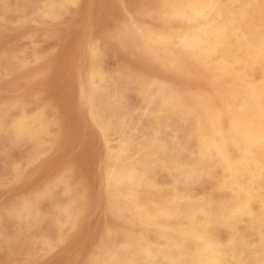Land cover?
I'll return each mask as SVG.
<instances>
[{"label": "rangeland", "instance_id": "rangeland-1", "mask_svg": "<svg viewBox=\"0 0 264 264\" xmlns=\"http://www.w3.org/2000/svg\"><path fill=\"white\" fill-rule=\"evenodd\" d=\"M173 1L174 2H172V0H114V1L113 0H108V1L107 0H91V1L90 0H6V1L0 0V13H1L0 16H2L0 17V22H1L0 23V36H1L0 37V44H1L0 45V60H1L0 63L2 62L0 64V72L4 70V72L0 73V118L2 117V119H0V124H1L0 125V131H1L0 135L2 134L0 136V165H1L0 166V185L2 186L0 187V198H1L0 200V209H1L0 210V259H1L0 262L2 264H69V263L70 264H106V263L107 264H119V263L120 264H143L141 257H140L141 254L137 252L141 248V246L151 249L153 247L166 245L168 241L170 240V238L172 237V234H169V233L174 232L176 224H174L175 222L173 220L177 219V218L172 217L174 214L172 211L175 210L174 209L175 199L178 204L177 205L178 209L181 210V212L185 215L187 214L190 216L197 217L199 216L198 209L199 208L204 209L206 206V209H204L207 212V217H206V222H205L206 224L204 223V227L206 229L204 231L207 233V235L205 234L206 235L205 239H208V241L213 240L220 244H225L228 242L230 244L231 243L230 241H232L233 243H231L229 247H232L234 251L231 254L232 259H233V264H254V263L257 264V261H259L261 257L263 256L264 236L260 239L258 238L257 234L258 232H260L259 230L262 229L261 225H264V223L262 222L258 224V223L248 222L246 221L248 219H245V218L238 219V221L234 222L232 215L234 213V209L236 208V205L238 204L239 200L243 199L244 197L248 195L251 198V201L253 203L251 205L254 210V215L258 217L259 220H264V216H263L264 215V172H263L264 171V156H263L264 155V151H263L264 145H254L251 147H247L245 143H241L243 140V135H244L243 132L245 131V129L249 125H253V123L259 119L260 116H258L257 113H262L264 111V107H263L264 99H262L264 97V94H263L264 93V82H263L264 81L263 79L264 78V74H263L264 65H260V64H264V0H183V1L173 0ZM143 4L146 8L143 6ZM129 6L131 8H129ZM59 7L61 10L59 9ZM103 7L106 10H104ZM179 7H180V10H178ZM124 12H126V14H124ZM124 15L127 17H125ZM48 16H49L48 21H46ZM61 16L63 17L65 16L64 19ZM113 16H115L116 19ZM123 17L127 21H125ZM161 17L162 18L165 17L163 19L166 20V22L168 21L167 24ZM104 18L106 19V21ZM156 18L157 20H155ZM172 18L173 19L175 18V19L173 20ZM180 20L181 21L183 20V21L180 22ZM6 21H8L11 24V26H9L10 24ZM19 21L20 22L22 21L21 24L19 23ZM16 22L18 26L16 25ZM62 22L66 24L63 25ZM179 22L181 25L179 24ZM27 24L29 27H27ZM118 24H120L121 26ZM176 24H179V25H176ZM238 24L239 26H237ZM243 24H245L246 26ZM118 26L119 28H117ZM131 26L134 27V29L135 28L136 29L135 30L132 29ZM171 26L172 28H169ZM78 27L80 30H78ZM241 27H243V29ZM39 28H40L39 30L40 32L38 31ZM66 28H70V29H66ZM88 28L90 29V31L88 30ZM230 28L232 32L230 31ZM94 29L96 30L94 31ZM175 30L176 32H174ZM211 30H213V32ZM25 31L27 32L25 33ZM80 31L81 32L83 31V32L81 33ZM241 32H243V35ZM34 33L35 35H33ZM159 33L160 34L163 33L161 37ZM222 33L224 36H222ZM67 34H69L68 38H67ZM128 34L131 36H129ZM220 36L221 38H219ZM34 38L37 40H35ZM12 39L15 41H13ZM50 39L53 41H51ZM75 40L77 41L75 42ZM106 42L110 43L111 45ZM212 42L214 43L212 44ZM155 44L157 47L155 46ZM225 44L226 45L228 44L227 49H230V50L225 49L226 48ZM76 45H77V49H76ZM162 45H165V46L162 47ZM56 47L62 50H58ZM156 48L157 50H159L158 52ZM166 48H168V50ZM153 49H154V52H153ZM193 49L195 51H193ZM145 50L147 53L145 52ZM190 51H192V53ZM139 52L141 54H139ZM26 54L29 56H27ZM121 54L123 58L121 57ZM207 54H209L210 57H208L207 62H205L207 59L206 56H208ZM236 54L239 58H237ZM250 54H252V56ZM22 55H25V56H22ZM202 55L205 58L204 62L201 61L203 60ZM54 57H57L58 59ZM143 58L146 59V62H145V59ZM167 58H170V59H167ZM69 59H71V61ZM232 59L233 60L235 59V60L233 61ZM68 60H69V63H68ZM73 60L75 62H73ZM197 61H198V65L195 64ZM54 62L59 63V64H56ZM133 63L134 64L137 63V64L133 65ZM226 63H229V66H227L228 64ZM74 64L75 66H73ZM74 67H76L77 71H75ZM143 67L144 69L148 68L147 69L148 71L144 70ZM151 67L154 70V72L151 69ZM176 67L177 68L179 67V68L177 69ZM255 68L256 70H254ZM67 72L69 74H67ZM90 72H94V73L102 72L104 73L105 77L103 76L102 79H98L94 87H88L89 85L85 83L87 82V80L85 79L89 76ZM148 72L149 74H147ZM81 73L84 75L82 76ZM169 75L172 76L170 77V79H169ZM179 75L181 76L179 77ZM192 75L193 77H191ZM241 76H242V79H241ZM83 77H84V80H83ZM166 82H169V83L167 84ZM232 82H235V83L232 84ZM236 83L240 86L236 85ZM169 84L170 85L173 84V85L170 86ZM247 84L248 86L251 84L250 88L248 89H247L248 87ZM182 86H185V87L182 89ZM209 86H211V89H209L210 88ZM171 87L173 88V90ZM100 90L101 91L103 90V91L101 92ZM74 91H78V92H74ZM156 94L158 97L156 96ZM69 95L70 96L72 95L73 97L72 96L70 97ZM115 95L116 96L118 95L117 98L121 96V100L117 102V105L111 106L110 104L116 101ZM234 95H236L237 97ZM249 96L250 98L252 96H255V97H252L250 99ZM223 97L225 99H223ZM256 100L257 101L260 100V102H257ZM251 102L252 104H250ZM89 103H91L93 110L95 107H97L96 115H99V117L97 116L99 126L93 124L90 120V117H88L90 113ZM233 103H235L236 106ZM28 104L29 106H27ZM249 104L251 106H248ZM20 105L23 106V109H22V106L20 107ZM93 105L95 107H93ZM226 105H228V107ZM238 105L241 108H238ZM15 107L16 108L19 107V108L16 109ZM202 108H204V111ZM222 108L224 109L223 111H222ZM2 109L4 110V112L2 111ZM14 109H16L15 112H14ZM62 111L64 112L66 111L65 114ZM84 111L86 113H84ZM53 114L55 115L53 116ZM251 114L253 116H251ZM236 115L237 116L239 115L238 116L239 119L237 118ZM111 116L113 117V125H112L111 130L115 132V135L113 136L110 133H105L103 131V126L105 125L107 118ZM254 116H255V119H254ZM262 120L264 122V112L262 114ZM71 122L73 124H71ZM213 124H215V126ZM234 125H236V127H234ZM238 127L241 128V130ZM213 132H214V135H213ZM226 133L229 135H227ZM12 136H14L16 139ZM106 137L108 138L106 139ZM117 137L118 138L120 137V139H118ZM152 137H155V138L157 137V139L161 140L164 144L163 146L167 145L164 147L165 149L157 150L156 146L154 145L155 143L151 141ZM36 139L39 142H37ZM237 141L240 144H238ZM47 142H48V148H47ZM229 142L231 144H229ZM44 143L46 145H44ZM50 147L53 149H51ZM146 147L148 149H146ZM214 147L217 148V150ZM24 148L26 151L24 150ZM13 149H16V150H13ZM19 149L22 151H20ZM28 149L30 150L27 152ZM75 153L77 154L75 155ZM146 153L148 154L146 155ZM125 154L128 156H126ZM27 157L28 158L30 157L29 158L30 160L27 159ZM261 157L263 158L261 159ZM94 160L95 162H93ZM97 160H99L98 164H97ZM192 161L194 162V164ZM65 164H66V167H65ZM235 164H238V168L240 171L245 170L246 168L252 167L251 166L252 164H256V165L259 164L262 168L256 173H254L255 177L253 180L249 179V177L247 178L244 175L242 176L239 175L237 176L235 180L236 183H235L228 174L229 173L228 168L230 166H234ZM96 165H98L99 168ZM131 165L137 166L139 169L138 172L140 173V174L138 173V176L140 178H138L139 189L137 190V193H138L137 198H136L137 200L132 201V202H131V199H129L130 200L129 201L126 198H124L125 199L124 200L123 198L120 197L119 191L113 182L115 173H117L118 171L124 170L130 167ZM177 165L181 166L185 170L186 175H187V178H186L187 180L185 179L181 183L180 182L176 183L175 181L176 173L173 171V168ZM101 168H102V172H101ZM4 170H6L7 172ZM23 174H24L23 177H26V175L28 174L26 178L28 177L30 178L28 179L22 178ZM22 179H25V180H22ZM215 179L216 180L218 179V180L216 181ZM26 180L27 181L29 180V182H27ZM109 180H112V181H109ZM59 181H61L60 182L61 184L59 183ZM223 181L225 183H223ZM229 181L235 184L233 185V183L231 184ZM148 182L153 183L154 188L152 186L148 187L146 185V183ZM7 183H9V185H7ZM13 184H15V186H13ZM221 184H222V187H224V189L220 186ZM77 186H81V187L79 188ZM67 187L69 188L67 189ZM72 187L73 188L75 187V188L72 189ZM204 187L206 188L203 189ZM77 191H79V193ZM95 191L97 192L95 193ZM247 191L249 192V194H247ZM139 192H141L142 194ZM45 193L46 194L48 193V195H46ZM109 194H111V196ZM186 194L187 195L189 194L190 196L189 195L187 196ZM139 195L140 197H138ZM106 196H108L110 199ZM215 196L218 198L216 199ZM43 198H45L47 201ZM76 198H79V200ZM208 199L210 201H208ZM154 200H156L157 202ZM109 203L111 204V206H109L110 205ZM168 203L170 204V206H168ZM62 204L66 206L63 207L64 205L62 206ZM56 205L58 208L56 207ZM122 205L124 206V208ZM137 205L143 207L144 210L142 212L134 211L135 210L134 206H137ZM11 207H13L12 210H11ZM162 208L164 211H162ZM55 209H56V212H53L55 211ZM123 209L124 210L126 209L125 210L126 212ZM130 209L133 211H130ZM20 212L21 213L23 212L24 214L23 213L21 214ZM5 213H6L7 218L4 217ZM53 213H55V215ZM16 214L18 215V217L16 216ZM100 214L102 216H100ZM14 216L16 219L14 218ZM122 216H124L125 218ZM22 221L25 223H23ZM19 222L22 224H20ZM17 223H19L20 226ZM12 224L14 225V227ZM111 224L113 225L110 226ZM126 227L130 230H128ZM155 228H157V231ZM14 229H15V232L13 231ZM218 229L220 231V235H219ZM134 231L136 232L135 233L136 235L133 234ZM11 233H13V235ZM127 234H130V235H127ZM159 234H161V236ZM56 235L58 236L57 237L58 241H56L57 239H55L56 237H54ZM106 235H108L111 239L107 237ZM119 235H120V239H119ZM134 236H135V239L137 238L136 240H138V238L139 240L136 241L133 238ZM107 238L109 241L107 240ZM63 243L65 244L64 248H63ZM111 244H114L115 246ZM49 247L50 249H48ZM185 247H186L185 248L186 252L184 251V252L178 253L179 255L174 253V251L172 252L171 250H165V255L163 256L159 264H195L191 260L190 255H189L190 248L193 247V242H186ZM104 248H107V249H104ZM65 249L67 252L65 251ZM68 249L70 250L68 251ZM99 249L102 250V252H100ZM111 249L112 250L115 249V250L112 251ZM108 250H110L111 253H109L110 251ZM101 253L103 254V256ZM109 255L113 256L114 261L111 260L112 257H110ZM80 256H81V259H80ZM101 257L102 258L104 257L103 260Z\"/></svg>", "mask_w": 264, "mask_h": 264}, {"label": "bare ground", "instance_id": "bare-ground-1", "mask_svg": "<svg viewBox=\"0 0 264 264\" xmlns=\"http://www.w3.org/2000/svg\"><path fill=\"white\" fill-rule=\"evenodd\" d=\"M6 1V0H5ZM91 1V0H90ZM108 1V0H107ZM114 1V0H113ZM183 1V0H182ZM12 2V1H11ZM89 2V1H88ZM117 2V1H116ZM135 2V1H134ZM172 2H174L173 0H172ZM177 2V1H176ZM175 2V3H176ZM29 3V2H28ZM9 4V3H8ZM185 4V3H184ZM195 4V3H194ZM257 4H258V2H257ZM14 5H16V4H14ZM28 5V4H27ZM41 5H42V3H41ZM109 5V4H108ZM122 5V4H121ZM52 6V5H51ZM113 6V5H112ZM143 6H144V4H143ZM142 6V7H143ZM156 6H158V5H156ZM178 6V5H177ZM199 6V5H198ZM236 6V5H235ZM234 6V7H235ZM61 7V6H60ZM60 7H59V9H60ZM90 7V6H89ZM127 7H128V5H127ZM145 7V6H144ZM189 7V6H188ZM191 7V6H190ZM14 8V7H13ZM24 8V7H23ZM37 8V7H36ZM108 8V7H107ZM122 8H123V6H122ZM126 8V7H125ZM129 8H131L130 6H129ZM146 8V7H145ZM34 9V8H33ZM72 9V8H71ZM90 9V8H89ZM99 9H100V7H99ZM102 9V8H101ZM103 9H104V7H103ZM102 9V10H103ZM154 9V8H153ZM256 9V8H255ZM7 10V9H6ZM17 10V9H16ZM25 10V9H24ZM24 10H23V12H24ZM61 10V9H60ZM104 10H106V9H104ZM123 10V9H122ZM156 10V9H155ZM162 10V9H161ZM178 10H180V7H179V9ZM239 10V9H238ZM76 11V10H75ZM75 11H73V12H75ZM81 11V10H80ZM108 11V10H107ZM143 11V10H142ZM245 11V10H244ZM20 12V11H19ZM22 12V13H23ZM169 12V11H168ZM179 12H181V11H179ZM184 12V11H183ZM240 12V11H239ZM16 13H17V11H16ZM21 13V14H22ZM37 13V12H36ZM39 13V12H38ZM61 13V12H60ZM83 13H85V12H83ZM130 13V12H129ZM139 13H141V12H139ZM172 13V12H171ZM189 13V12H188ZM1 14V13H0ZM15 14V13H14ZM14 14H12V15H14ZM30 14V13H29ZM33 14V13H32ZM63 14V13H62ZM88 14V13H87ZM96 14V13H95ZM100 14V13H99ZM123 14V13H122ZM124 14H126V12H124ZM241 14V13H240ZM16 15V14H15ZM59 15V14H58ZM75 15V14H74ZM77 15V14H76ZM85 15V14H84ZM105 15V14H104ZM108 15V14H107ZM118 15V14H117ZM23 16V15H22ZM125 16V15H124ZM178 16V15H177ZM230 16V15H229ZM0 17H2V16H0ZM12 17H14V16H12ZM36 17V16H35ZM43 17H45V16H43ZM61 17H63V16H61ZM65 17V16H64ZM64 17H63V19H64ZM70 17V16H69ZM77 17V16H76ZM101 17V16H100ZM115 19H116V17L115 16H113ZM122 17V16H121ZM125 17H127V16H125ZM222 17V16H221ZM240 17V16H239ZM48 18H49V16L47 17V20L46 21H48ZM56 18V17H55ZM71 18V17H70ZM83 18V17H82ZM108 18V17H107ZM111 18V17H110ZM114 18H112V19H114ZM124 18V17H123ZM162 18V17H161ZM163 18H165V17H163ZM162 18V19H163ZM201 18V17H200ZM199 18V19H200ZM18 19V18H17ZM33 19V18H32ZM44 19V18H43ZM42 19V20H43ZM68 19V18H67ZM105 19V18H104ZM118 19V18H117ZM167 19V18H166ZM173 19V18H172ZM171 19V20H172ZM175 19V18H174ZM173 19V20H174ZM179 19H181V18H179ZM12 20V19H11ZM31 20V19H30ZM52 20H54V19H52ZM51 20V21H52ZM99 20V19H98ZM119 20V19H118ZM124 20H125V18H124ZM129 20V19H128ZM139 20V19H138ZM145 20V19H144ZM155 20H157V18L155 19ZM164 20V19H163ZM229 20H230V18H229ZM9 21V20H8ZM8 21H6V22H8ZM44 21V20H43ZM83 21H84V19H83ZM103 21V20H102ZM101 21V22H102ZM105 21H106V19H105ZM125 21H127V20H125ZM124 21V22H125ZM165 22H166V20H164ZM176 21H177V19H176ZM175 21V22H176ZM183 21V20H182ZM181 20H180V22H182ZM220 21V20H219ZM245 21V20H244ZM10 22V21H9ZM8 22V23H9ZM22 22V21H21ZM21 22L19 21V23L21 24ZM27 22V21H26ZM33 22V21H32ZM45 22V21H44ZM54 22V21H53ZM57 22V21H56ZM55 22V23H56ZM67 22V21H66ZM75 22V21H74ZM82 22V21H81ZM130 22V21H129ZM168 22V21H167ZM167 22H166V24H167ZM174 22V21H173ZM180 22H179V24H180ZM231 22V21H230ZM1 23V22H0ZM36 23H38V22H36ZM61 23V22H60ZM63 23V25H65L66 23H64V22H62ZM94 23H95V21H94ZM115 23V22H114ZM142 23V22H141ZM157 23V22H156ZM163 23V22H162ZM177 23V22H176ZM183 23H185V22H183ZM182 23V24H183ZM189 23V22H188ZM192 23V22H191ZM220 23V22H219ZM238 23V22H237ZM236 23V24H237ZM243 23V22H242ZM10 24V23H9ZM42 24H44V23H42ZM47 24V23H46ZM87 24V23H86ZM103 24V23H102ZM117 24V23H116ZM122 24V23H121ZM164 24V23H163ZM179 24H176V25H179ZM217 24V23H216ZM4 25V24H3ZM6 25V24H5ZM13 25V24H12ZM15 25V24H14ZM16 25H17V22H16ZM23 25H24V23H23ZM71 25H72V23H71ZM91 25V24H90ZM94 25V24H93ZM109 25V24H108ZM118 25H120V24H118ZM129 25V24H128ZM155 25V24H154ZM158 25V24H157ZM181 25V24H180ZM243 25H245V24H243ZM242 25V26H243ZM9 26H11V24L9 25ZM18 26V25H17ZM17 26H15V27H17ZM21 26V25H20ZM34 26V25H33ZM37 26V25H36ZM36 26H35V28H36ZM44 26V25H43ZM51 26V25H50ZM57 26V25H56ZM86 26V25H85ZM99 26V25H98ZM117 26V25H116ZM121 26V25H120ZM169 26V25H168ZM186 26H188V25H186ZM234 26V25H233ZM237 26H239V24L237 25ZM246 26V25H245ZM7 27V26H6ZM27 27H29L28 26V24H27ZM26 27V28H27ZM31 27V26H30ZM45 27V26H44ZM84 27V26H83ZM87 27V26H86ZM86 27H85V29H86ZM97 27V26H96ZM102 27V26H101ZM104 27V26H103ZM109 27V26H108ZM132 27V26H131ZM130 27V28H131ZM154 27V26H153ZM161 27V26H160ZM163 27V26H162ZM182 27V26H181ZM230 27V26H229ZM231 27H232V25H231ZM3 28V27H2ZM70 28H72V27H70ZM70 28H66V29H70ZM117 28H119V26L117 27ZM155 28V27H154ZM169 28H172V26L171 27H169ZM174 28V27H173ZM178 28V27H177ZM242 29H243V27H241ZM4 29H5V27H4ZM8 29H10V28H8ZM31 29V28H30ZM48 29V28H47ZM90 29H91V27H90ZM90 29L88 28V30L90 31ZM102 29V28H101ZM108 29V28H107ZM121 29V28H120ZM132 29H134V27H132ZM136 29V28H135ZM134 29V30H135ZM148 29V28H147ZM176 29V28H175ZM205 29V28H204ZM226 29H227V27H226ZM229 29V28H228ZM240 29V28H239ZM248 29V28H247ZM26 30V29H25ZM33 30V29H32ZM31 30V31H32ZM40 30V28L38 29V31ZM64 30V29H63ZM78 30H80L79 29V27H78ZM93 30V29H92ZM96 29H94V31H95ZM124 30V29H123ZM138 30V29H137ZM136 30V31H137ZM155 30V29H154ZM184 30V29H183ZM35 31V30H34ZM65 31V30H64ZM112 31H113V29H112ZM158 31V30H157ZM171 31V30H170ZM179 31V30H178ZM212 32H213V30H211ZM230 31H231V28H230ZM238 31H240V30H238ZM19 32V31H18ZM27 31H25V33H26ZM30 32V31H29ZM40 32V31H39ZM67 32V31H66ZM65 32V33H66ZM81 32V31H80ZM83 32V31H82ZM81 32V33H82ZM104 32V31H103ZM106 32V31H105ZM118 32V31H117ZM163 32V31H162ZM174 32H176V30L174 31ZM232 32V31H231ZM230 32V33H231ZM234 32H235V30H234ZM16 33H17V31H16ZM24 33V32H23ZM24 33V34H25ZM32 33V32H31ZM30 33V34H31ZM36 33V32H35ZM35 33L33 34V35H35ZM91 33H93V32H91ZM96 33V32H95ZM99 33V32H98ZM97 33V34H98ZM108 33V32H107ZM122 33V32H121ZM161 33V32H160ZM159 33V34H160ZM164 33V32H163ZM162 33V34H163ZM166 33V32H165ZM172 33V32H171ZM190 33V32H189ZM238 33V32H237ZM242 33V35H243V32H241ZM7 34H9V33H7ZM22 34V33H21ZM41 34V33H40ZM56 34V33H55ZM89 34H90V32H89ZM102 34V33H101ZM138 34V33H137ZM162 34H160V37H161V35ZM173 34V33H172ZM176 34V33H175ZM177 34H179V33H177ZM214 34V33H213ZM212 34V35H213ZM2 35V34H1ZM33 35H31V36H33ZM68 35L69 34H67V38H68ZM80 35V34H79ZM95 35V34H94ZM104 35H106V34H104ZM103 35V36H104ZM121 35V34H120ZM129 35V34H128ZM155 35V34H154ZM216 35V34H215ZM220 35V34H219ZM228 35V34H227ZM233 35V34H232ZM11 36V35H10ZM26 36V35H25ZM28 36V35H27ZM63 36V35H62ZM89 36V35H88ZM91 36H93V35H91ZM99 36V35H98ZM102 36V37H103ZM109 36V35H108ZM117 36V35H116ZM129 36H131V35H129ZM157 36V35H156ZM175 36V35H174ZM222 36H224L223 35V33H222ZM1 37V36H0ZM24 37V36H23ZM29 37V36H28ZM38 37V36H37ZM41 37V36H40ZM96 37V36H95ZM105 37V36H104ZM167 37V36H166ZM178 37V36H177ZM230 37V36H229ZM261 37V36H260ZM6 38V37H5ZM21 38V37H20ZM60 38V37H59ZM76 38V37H75ZM97 38V37H96ZM135 38V37H134ZM141 38V37H140ZM153 38H155V37H153ZM158 38V37H157ZM163 38V37H162ZM219 38H221V36L219 37ZM257 38V37H256ZM35 39V38H34ZM33 39V40H34ZM39 39V38H38ZM57 39V38H56ZM78 39V38H77ZM83 39H84V37H83ZM121 39V38H120ZM170 39V38H169ZM210 39V38H209ZM212 39V38H211ZM233 39V38H232ZM13 40V39H12ZM18 40V39H17ZM35 40H37V39H35ZM34 40V41H35ZM40 40V39H39ZM51 40V39H50ZM72 40V39H71ZM74 40V39H73ZM91 40V39H90ZM108 40V39H107ZM126 40V39H125ZM155 40V39H154ZM157 40H159V39H157ZM173 40V39H172ZM176 40V39H175ZM226 40V39H225ZM238 40V39H237ZM236 40V41H237ZM13 41H15V40H13ZM33 41V42H34ZM43 41V40H42ZM49 41V40H48ZM51 41H53V40H51ZM55 41V40H54ZM77 40H75V42H76ZM82 41V40H81ZM101 41V40H100ZM119 41V40H118ZM146 41V40H145ZM212 41V40H211ZM224 41V40H223ZM19 42V41H18ZM60 42H61V40H60ZM59 42V43H60ZM122 42V41H121ZM127 42H129V41H127ZM163 42V41H162ZM44 43V42H43ZM54 43V42H53ZM58 43V44H59ZM103 43V42H102ZM106 43H108V42H106ZM124 43H125V41H124ZM164 43V42H163ZM166 43V42H165ZM207 43V42H206ZM214 42H212V44H213ZM253 43V42H252ZM256 43H257V41H256ZM255 43V44H256ZM262 43V42H261ZM9 44V43H8ZM15 44H16V42H15ZM15 44H13V45H15ZM34 44V43H33ZM65 44V43H64ZM73 44V43H72ZM76 44H78V43H76ZM80 44H82V43H80ZM94 44V43H93ZM97 44V43H96ZM95 44V45H96ZM108 44H110V43H108ZM107 44V45H108ZM129 44V43H128ZM258 44H259V42H258ZM257 44V45H258ZM1 45V44H0ZM12 45V46H13ZM19 45V44H18ZM22 45V44H21ZM32 45V44H31ZM35 45V44H34ZM46 45V44H45ZM50 45V44H49ZM48 45V46H49ZM70 45V44H69ZM74 45H75V43H74ZM91 45V44H90ZM104 45H105V43H104ZM111 45V44H110ZM114 45V44H113ZM131 45V44H130ZM138 45V44H137ZM231 45V44H230ZM248 45H249V43H248ZM247 45V46H248ZM256 45V46H257ZM62 46V45H61ZM127 46V45H126ZM132 46V45H131ZM147 46V45H146ZM155 46H156V44H155ZM159 46V45H158ZM163 46H165V45H162V47ZM225 46H226V48L225 49H227V46H228V44L226 45L225 44ZM239 46V45H238ZM255 46V45H254ZM260 46V45H259ZM40 47V46H39ZM46 47V46H45ZM71 47V46H70ZM75 47V46H74ZM136 47V46H135ZM140 47V46H139ZM145 47V46H144ZM157 47V46H156ZM161 47V46H160ZM159 47V48H160ZM168 47V46H167ZM170 47V46H169ZM179 47V46H178ZM202 47V46H201ZM261 47V46H260ZM11 48V47H10ZM13 48V47H12ZM15 48V47H14ZM21 48V47H20ZM19 48V49H20ZM54 48V47H53ZM58 50H62V49H60V48H58V47H56ZM72 48V47H71ZM114 48V47H113ZM196 48V47H195ZM198 48V47H197ZM208 48V47H207ZM231 48H233V47H231ZM244 48V47H243ZM256 48V47H255ZM55 49V48H54ZM76 49H77V45H76ZM75 49V50H76ZM129 49H130V47H129ZM133 49V48H132ZM147 49V48H146ZM167 50H168V48H166ZM220 49V48H219ZM237 49V48H236ZM245 49V48H244ZM258 49H260V48H258ZM25 50V49H24ZM42 50H44V49H42ZM56 50V49H55ZM54 50V51H55ZM74 50V49H73ZM156 50H157V48H156ZM216 50V49H215ZM214 50V51H215ZM218 50V49H217ZM227 50H230V49H227ZM249 50V49H248ZM257 50V49H256ZM15 51V50H14ZM51 51V50H50ZM65 51V50H64ZM83 51V50H82ZM81 51V52H82ZM141 51V50H140ZM159 50H157V52H158ZM193 51H195L194 49H193ZM200 51H202V50H200ZM238 51V50H237ZM261 51H262V49H261ZM19 52V51H18ZM42 52V51H41ZM44 52V51H43ZM53 52V51H52ZM111 52H113V51H111ZM116 52H117V50H116ZM145 52H146V50H145ZM153 52H154V49H153ZM169 52V51H168ZM191 53H192V51H190ZM210 52V51H209ZM218 52V51H217ZM222 52V51H221ZM231 52V51H230ZM242 52H244V51H242ZM260 52V51H259ZM58 53V52H57ZM64 53V52H63ZM78 53V52H77ZM147 53V52H146ZM149 53V52H148ZM187 53V52H186ZM190 53V54H191ZM237 53V52H236ZM11 54V53H10ZM18 54V53H17ZM24 54V53H23ZM39 54V53H38ZM67 54V53H66ZM88 54V53H87ZM92 54V53H91ZM108 54H109V52H108ZM115 54V53H114ZM139 54H141L140 52H139ZM157 54V53H156ZM156 54H155V56H156ZM174 54V53H173ZM248 54V53H247ZM8 55V54H7ZM14 55V54H13ZM16 55V54H15ZM20 55V54H19ZM27 55V54H26ZM40 55V54H39ZM47 55V54H46ZM49 55V54H48ZM76 55H78V54H76ZM126 55V54H125ZM134 55V54H133ZM136 55V54H135ZM144 55V54H143ZM146 55V54H145ZM151 55V54H150ZM159 55V54H158ZM157 55V56H158ZM206 55V54H205ZM208 56H206L207 57V59H206V61L205 62H207V60H208V57H210V55L209 54H207ZM216 55V54H215ZM220 55V54H219ZM229 55V54H228ZM251 56H252V54H250ZM259 55V54H258ZM5 56V55H4ZM22 56H25V55H22ZM27 56H29V55H27ZM50 56V55H49ZM58 56V55H57ZM61 56V55H60ZM127 56V55H126ZM188 56H190V55H188ZM212 56V55H211ZM233 56V55H232ZM235 56V55H234ZM236 56H237V54H236ZM254 56V55H253ZM48 57V56H47ZM78 57V56H77ZM76 57V58H77ZM116 57V56H115ZM121 57L123 58V56H122V54H121ZM146 57V56H145ZM192 57V56H191ZM213 57V56H212ZM223 57V56H222ZM263 57V56H262ZM15 58V57H14ZM44 58V57H43ZM54 58H57V57H54ZM64 58V57H63ZM70 58H71V56H70ZM75 58V57H74ZM91 58V57H90ZM132 58V57H131ZM137 58V57H136ZM194 58V57H193ZM192 58V59H193ZM202 58H203V60H201V61H203L204 62V57H203V55H202ZM216 58V57H215ZM220 58V57H219ZM225 58V57H224ZM237 58H239L238 56H237ZM260 58H261V56H260ZM48 59H50V58H48ZM58 59V58H57ZM67 59V58H66ZM143 59H145V58H143ZM167 59H170V58H167ZM185 59V58H184ZM200 59V58H199ZM209 59H211V58H209ZM227 59V58H226ZM230 59H231V57H230ZM241 59V58H240ZM243 59V58H242ZM3 60V59H2ZM14 60V59H13ZM40 60V59H39ZM55 60V59H54ZM70 61H71V59H69ZM69 60H68V63H69ZM152 60V59H151ZM198 60V59H197ZM215 60V59H214ZM233 60V59H232ZM235 60V59H234ZM233 60V61H234ZM246 60V59H245ZM257 60H258V58H257ZM1 61V60H0ZM16 61V60H15ZM37 61V60H36ZM44 61V60H43ZM50 61V60H49ZM49 61H48V63H49ZM132 61V60H131ZM144 61V60H143ZM148 61V60H147ZM162 61V60H161ZM167 61V60H166ZM180 61V60H179ZM199 61V60H198ZM198 61L195 63V64H197L198 65ZM200 61V62H201ZM218 61H219V59H218ZM45 62H46V60H45ZM67 62V61H66ZM65 62V63H66ZM73 62H75L74 60H73ZM77 62H78V60H77ZM88 62H89V60H88ZM137 62H139V61H137ZM145 62H146V59H145ZM153 62V61H152ZM181 62V61H180ZM191 62V61H190ZM226 62V61H225ZM238 62V61H237ZM236 62V63H237ZM250 62V61H249ZM261 62H262V60H261ZM2 63V62H1ZM0 63V64H1ZM54 63H56V62H54ZM67 63V64H68ZM80 63H81V61H80ZM125 63V62H124ZM131 63V62H130ZM129 63V64H130ZM142 63V62H141ZM192 63V62H191ZM214 63V62H213ZM216 63H218V62H216ZM221 63H222V61H221ZM248 63V62H247ZM256 63H258V62H256ZM6 64V63H5ZM13 64V63H12ZM56 64H59V63H56ZM137 64V63H136ZM136 64H134L133 63V65H136ZM146 64H148V63H146ZM194 64V63H193ZM205 64V63H204ZM209 64V63H208ZM226 64H228L227 66H229V63H226ZM232 64V63H231ZM242 64V63H241ZM250 64V63H249ZM35 65V64H34ZM87 65V64H86ZM109 65V64H108ZM123 65V64H122ZM125 65H127V64H125ZM143 65V64H142ZM141 65V66H142ZM145 65V64H144ZM215 65V64H214ZM218 65V64H217ZM222 65V64H221ZM260 65H264V64H260ZM2 66V65H1ZM6 66V65H5ZM62 66V65H61ZM73 66H75V64L73 65ZM88 66V65H87ZM97 66V65H96ZM124 66V65H123ZM137 66H139V65H137ZM159 66V65H158ZM180 66V65H179ZM186 66H188V65H186ZM190 66V65H189ZM201 66V65H200ZM219 66V65H218ZM225 66V65H224ZM234 66V65H233ZM9 67V66H8ZM7 67V68H8ZM86 67V66H85ZM120 67V66H119ZM126 67V66H125ZM124 67V68H125ZM191 67V66H190ZM214 67V66H213ZM212 67V68H213ZM217 67V66H216ZM231 67V66H230ZM263 67V66H262ZM3 68V67H2ZM64 68V67H63ZM75 68V71H77L76 70V67H74ZM73 68V69H74ZM114 68V67H113ZM164 68V67H163ZM168 68V67H167ZM171 68V67H170ZM177 68V67H176ZM179 68V67H178ZM177 68V69H178ZM184 68V67H183ZM186 68V67H185ZM192 68H193V66H192ZM238 68V67H237ZM264 68V67H263ZM42 69V68H41ZM60 69V68H59ZM70 69V68H69ZM85 69V68H84ZM89 69V68H88ZM99 69V68H98ZM132 69V68H131ZM143 69H144V67H143ZM148 69V68H147ZM147 69H144V70H147ZM151 69H152V67H151ZM155 69V68H154ZM172 69V68H171ZM188 69V68H187ZM210 69V68H209ZM219 69V68H218ZM247 69V68H246ZM259 69V68H258ZM86 70V69H85ZM120 70V69H119ZM153 70V69H152ZM151 70V71H152ZM161 70V69H160ZM227 70V69H226ZM240 70V69H239ZM254 70H256V68L254 69ZM7 71V70H6ZM39 71V70H38ZM45 71H46V69H45ZM74 71V70H73ZM122 71H123V69H122ZM148 71V70H147ZM179 71V70H178ZM194 71H195V69H194ZM206 71V70H205ZM204 71V72H205ZM242 71V70H241ZM240 71V72H241ZM253 71V70H252ZM261 71V70H260ZM2 72H4V70L2 71ZM2 72H0V73H2ZM10 72V71H9ZM87 72V71H86ZM113 72V71H112ZM125 72V71H124ZM153 72H154V70H153ZM173 72V71H172ZM175 72V71H174ZM181 72H183V71H181ZM208 72V71H207ZM229 72V71H228ZM246 72H247V70H246ZM42 73V72H41ZM121 73V72H120ZM146 73V72H145ZM158 73V72H157ZM165 73H166V71H165ZM170 73V72H169ZM192 73H193V71H192ZM206 73V72H205ZM242 73H244V72H242ZM251 73V72H250ZM258 73V72H257ZM262 73V72H261ZM10 74V73H9ZM40 74V73H39ZM67 74H69L68 72H67ZM77 74H79V73H77ZM82 74V73H81ZM147 74H149V72L147 73ZM153 74V73H152ZM163 74V73H162ZM175 74V73H174ZM182 74V73H181ZM197 74V73H196ZM202 74V73H201ZM201 74H199V75H201ZM236 74V73H235ZM247 74V73H246ZM264 74V73H263ZM76 75V74H75ZM84 74H82V76H83ZM88 75V74H87ZM106 75V74H105ZM124 75H126V74H124ZM137 75V74H136ZM141 75V74H140ZM172 75V74H171ZM189 75V74H188ZM195 75V74H194ZM2 76V75H1ZM69 76V75H68ZM72 76V75H71ZM70 76V77H71ZM79 76V75H78ZM77 76V77H78ZM103 76H104V73H102V72H100V73H94V72H90V74H89V76L85 79V80H87V82H85L86 84H88L89 86L88 87H94V85H95V83H96V81L98 80V79H102L103 78ZM129 76H131V75H129ZM151 76V75H150ZM174 76V75H173ZM176 76V75H175ZM181 75H179V77H180ZM197 76V75H196ZM231 76V75H230ZM240 76V75H239ZM243 76V75H242ZM242 76H241V79H242ZM250 76H251V74H250ZM105 77V76H104ZM146 77H147V75H146ZM170 77H172V76H170L169 75V79H170ZM191 77H193V75L191 76ZM206 77V76H205ZM229 77V76H228ZM244 77H245V75H244ZM246 77H248V76H246ZM261 77V76H260ZM38 78V77H37ZM36 78V79H37ZM65 78V77H64ZM72 78V77H71ZM128 78V77H127ZM189 78V77H188ZM221 78V77H220ZM224 78V77H223ZM227 78V77H226ZM11 79V78H10ZM135 79V78H134ZM141 79V78H140ZM147 79V78H146ZM176 79V78H175ZM180 79V78H179ZM195 79V78H194ZM205 79V78H204ZM229 79V78H228ZM237 79V78H236ZM264 79V78H263ZM65 80V79H64ZM67 80V79H66ZM83 80H84V77H83ZM166 80V79H165ZM183 80V79H182ZM185 80V79H184ZM238 80V79H237ZM236 80V81H237ZM70 81V80H69ZM77 81V80H76ZM78 81H79V79H78ZM233 81H234V79H233ZM252 81H254V80H252ZM71 82V81H70ZM143 82H144V80H143ZM192 82V81H191ZM199 82V81H198ZM224 82V81H223ZM227 82V81H226ZM240 82V81H239ZM264 82V81H263ZM66 83V82H65ZM167 84L169 83V82H166ZM171 83H173V82H171ZM193 83V82H192ZM205 83V82H204ZM218 83H220V82H218ZM233 83H235V82H232V84ZM247 83V82H246ZM252 83V82H251ZM188 84V83H187ZM222 84V83H221ZM228 84H229V82H228ZM241 84V83H240ZM66 85V84H65ZM69 85V84H68ZM101 85V84H100ZM142 85V84H141ZM170 85V84H169ZM173 85V84H172ZM172 85H170V86H172ZM178 85V84H177ZM217 85H219V84H217ZM224 85V84H223ZM236 85H238L237 83H236ZM251 85V84H250ZM250 85L248 86V84H247V89L248 88H250ZM258 85V84H257ZM262 85V84H261ZM73 86V85H72ZM176 86V85H175ZM222 86V85H221ZM225 86V85H224ZM227 86V85H226ZM235 86V85H234ZM238 86H240V85H238ZM46 87H48V86H46ZM65 87V86H64ZM63 87V88H64ZM102 87V86H101ZM140 87V86H139ZM154 87V86H153ZM162 87H164V86H162ZM180 87V86H179ZM185 86H182V89L184 88ZM191 87V86H190ZM194 87V86H193ZM200 87V86H199ZM210 88L209 89H211V86H209ZM213 87V86H212ZM214 87H216V86H214ZM220 87V86H219ZM236 87V86H235ZM242 87V86H241ZM172 88V87H171ZM175 88V87H174ZM188 88V87H187ZM196 88H198V87H196ZM258 88V87H257ZM18 89H20V88H18ZM79 89V88H78ZM88 89V88H87ZM100 89V88H99ZM137 89V88H136ZM166 89V88H165ZM178 89V88H177ZM202 89V88H201ZM232 89V88H231ZM252 89V88H251ZM75 90V89H74ZM81 90V89H80ZM89 90V89H88ZM91 90V89H90ZM172 90H173V88H172ZM180 90V89H179ZM189 90V89H188ZM194 90V89H193ZM200 90V89H199ZM226 90V89H225ZM236 90H237V88H236ZM241 90V89H240ZM258 90V89H257ZM51 91V90H50ZM101 91V90H100ZM103 91V90H102ZM101 91V92H102ZM161 91V90H160ZM163 91V90H162ZM209 91V90H208ZM207 91V92H208ZM212 91V90H211ZM217 91H218V89H217ZM74 92H78V91H74ZM81 92V91H80ZM86 92V91H85ZM92 92V91H91ZM95 92V91H94ZM107 92V91H106ZM138 92V91H137ZM187 92V91H186ZM190 92V91H189ZM194 92V91H193ZM196 92V91H195ZM199 92H201V91H199ZM198 92V93H199ZM204 92V91H203ZM254 92V91H253ZM49 93V92H48ZM67 93H68V91H67ZM184 93H185V91H184ZM220 93V92H219ZM235 93V92H234ZM256 93H258V92H256ZM255 93V94H256ZM81 94V93H80ZM162 94V93H161ZM188 94V93H187ZM197 94V93H196ZM195 94V95H196ZM203 94H205V93H203ZM244 94V93H243ZM264 94V93H263ZM76 95V94H75ZM113 95V94H112ZM199 95V94H198ZM211 95V94H210ZM70 96V95H69ZM72 96V95H71ZM70 96V97H71ZM86 96H88V95H86ZM94 96V95H93ZM99 96H100V94H99ZM156 96H157V94H156ZM182 96V95H181ZM186 96V95H185ZM234 96H236V95H234ZM239 96V95H238ZM248 96V95H247ZM246 96V97H247ZM46 97V96H45ZM73 97V96H72ZM76 97H78V96H76ZM75 97V98H76ZM118 97V95L116 96L115 95V98H116V101L115 102H113V103H111L110 105L111 106H115V105H117V102L118 101H120L121 100V96L119 97V98H117ZM134 97V96H133ZM158 97V96H157ZM237 97V96H236ZM252 97H255V96H252ZM251 97V98H252ZM14 98V97H13ZM68 98V97H67ZM171 98V97H170ZM235 98V97H234ZM233 98V99H234ZM241 98V97H240ZM239 98V99H240ZM244 98H245V96H244ZM248 98V97H247ZM249 98H250V96H249ZM250 98V99H251ZM9 99V98H8ZM47 99V98H46ZM50 99V98H49ZM63 99V98H62ZM65 99V98H64ZM82 99V98H81ZM203 99V98H202ZM223 99H225L224 97H223ZM242 99V98H241ZM253 99H255V98H253ZM257 99V98H256ZM262 99H264V97L262 98ZM14 100V99H13ZM78 100V99H77ZM83 100H84V98H83ZM199 100V99H198ZM248 100V99H247ZM4 101V100H3ZM72 101V100H71ZM101 101V100H100ZM104 101V100H103ZM161 101V100H160ZM193 101V100H192ZM207 101V100H206ZM241 101V100H240ZM252 101V100H251ZM257 101V100H256ZM14 102V101H13ZM12 102V103H13ZM82 102V101H81ZM188 102V101H187ZM197 102V101H196ZM202 102V101H201ZM218 102V101H217ZM226 102V101H225ZM232 102H233V100H232ZM245 102V101H244ZM257 102H260V100L259 101H257ZM257 102H255V103H257ZM17 103V102H16ZM77 103V102H76ZM84 103V102H83ZM107 103V102H106ZM164 103V102H163ZM206 103V102H205ZM210 103V102H209ZM235 103H236V101H235ZM235 103H233V104H235ZM262 103H263V101H262ZM261 103V104H262ZM14 104V103H13ZM60 104V103H59ZM73 104V103H72ZM82 104V103H81ZM203 104V103H202ZM201 104V105H202ZM219 104V103H218ZM226 104V103H225ZM250 104H252V102L250 103ZM248 105V106H251V105ZM264 104V103H263ZM55 105V104H54ZM129 105V104H128ZM161 105V104H160ZM181 105V104H180ZM188 105H189V103H188ZM243 105V104H242ZM245 105H246V103H245ZM4 106V105H3ZM2 106V107H3ZM22 105H20V107H21ZM27 106H29V104L27 105ZM63 106V105H62ZM67 106V105H66ZM79 106V105H78ZM84 106V105H83ZM164 106V105H163ZM162 106V107H163ZM198 106H200V105H198ZM207 106H209V105H207ZM220 106H222V105H220ZM227 107H228V105H226ZM235 106H236V104H235ZM263 106V105H262ZM46 107V106H45ZM82 107V106H81ZM89 107H90V113H89V116L88 117H90V120H91V122L93 123V124H95V125H97V126H99V123H98V119H97V116L99 117V115H96V110H97V107H95L94 105H93V107H95L94 108V110H93V108H92V105H91V103H89ZM206 107V106H205ZM211 107V106H210ZM243 107V106H242ZM246 107V106H245ZM253 107V106H252ZM257 107V106H256ZM264 107V106H263ZM6 108V107H5ZM16 108V107H15ZM19 108V107H18ZM18 108H16V109H18ZM85 108V107H84ZM83 108V109H84ZM104 108V107H103ZM120 108V107H119ZM164 108V107H163ZM224 108V107H223ZM222 108V111L224 110ZM229 108H230V106H229ZM238 108H241V107H239V105H238ZM247 108V107H246ZM251 108V107H250ZM16 109H14V112H15V110ZM22 109H23V106H22ZM44 109V108H43ZM42 109V110H43ZM53 109H55V108H53ZM82 109V108H81ZM112 109V108H111ZM187 109V108H186ZM203 109V111H204V108H202ZM237 109V108H236ZM248 109V108H247ZM6 110V109H5ZM24 110H26V109H24ZM41 110V111H42ZM62 110V109H61ZM162 110V109H161ZM238 110V109H237ZM262 110V109H261ZM2 111L4 112V110L2 109ZM82 111V110H81ZM80 111V112H81ZM163 111V110H162ZM188 111V110H187ZM229 111H230V109H229ZM243 111V110H242ZM241 111V112H242ZM60 112V111H59ZM62 112H64V111H62ZM66 112V111H65ZM65 112H64V114H65ZM101 112V111H100ZM166 112H167V110H166ZM170 112H172V111H170ZM215 112V111H214ZM226 112V111H225ZM257 112V111H256ZM264 112V111H263ZM263 112L262 113H257L258 114V116H260L259 117V119L257 120V121H255L254 123H253V125H249L246 129H245V131L243 132V140H242V142L241 143H245L246 145H247V147H251V146H254V145H264V122H263V120H262V114H263ZM84 113H86L85 111H84ZM164 113V112H163ZM184 113V112H183ZM217 113V112H216ZM218 113H220V112H218ZM230 113H231V111H230ZM247 113V112H246ZM252 113H254V112H252ZM4 114V113H3ZM15 114V113H14ZM28 114V113H27ZM56 114V113H55ZM55 114H53V116L55 115ZM72 114H73V112H72ZM98 114V113H97ZM171 114V113H170ZM213 114V113H212ZM241 114V113H240ZM5 115V114H4ZM38 115V114H37ZM40 115V114H39ZM102 115V114H101ZM120 115V114H119ZM154 115V114H153ZM172 115V114H171ZM218 115V114H217ZM234 115V114H233ZM255 115V114H254ZM3 116V115H2ZM81 116V115H80ZM221 116V115H220ZM219 116V117H220ZM224 116H225V114H224ZM237 116V115H236ZM239 116V115H238ZM237 116V118L239 119V117ZM247 116V115H246ZM251 116H253L252 114H251ZM10 117V116H9ZM212 117H213V115H212ZM229 117V116H228ZM72 118V117H71ZM158 118V117H157ZM160 118V117H159ZM225 118V117H224ZM236 118V119H237ZM257 118V117H256ZM0 119H2V117L0 118ZM18 119V118H17ZM42 119V118H41ZM44 119V118H43ZM47 119V118H46ZM53 119V118H52ZM75 119V118H74ZM89 119V118H88ZM254 119H255V116H254ZM15 120V119H14ZM73 120V119H72ZM190 120H191V118H190ZM83 121V120H82ZM121 121V120H120ZM178 121H179V119H178ZM177 121V122H178ZM216 121V120H215ZM224 121V120H223ZM155 122V121H154ZM169 122V121H168ZM218 122V121H217ZM57 123V122H56ZM75 123V122H74ZM214 123V122H213ZM221 123V122H220ZM219 123V124H220ZM227 123V122H226ZM239 123V122H238ZM248 123V122H247ZM11 124V123H10ZM71 124H73L72 122H71ZM70 124V125H71ZM85 124V123H84ZM218 124V125H219ZM237 124V123H236ZM1 125V124H0ZM21 125V124H20ZM49 125V124H48ZM75 125V124H74ZM112 125H113V117L111 116V117H109V118H107V120H106V122H105V125L103 126V131L105 132V133H110L112 136L113 135H115V132L113 131V130H111V128H112ZM132 125V124H131ZM193 125V124H192ZM214 126H215V124H213ZM243 125H245V124H243ZM13 126V125H12ZM50 126V125H49ZM54 126V125H53ZM121 126V125H120ZM207 126V125H206ZM247 126V125H246ZM2 127V126H1ZM10 127H11V125H10ZM34 127V126H33ZM216 127H217V125H216ZM219 127V126H218ZM225 127V126H224ZM223 127V128H224ZM234 127H236V125H234ZM47 128V127H46ZM51 128V127H50ZM181 128V127H180ZM232 128H233V126H232ZM239 128V127H238ZM3 129V128H2ZM1 129V130H2ZM22 129V128H21ZM20 129V130H21ZM53 129V128H52ZM99 129V128H98ZM148 129V128H147ZM217 129H219V128H217ZM240 130H241V128H239ZM243 129V128H242ZM11 130H13V129H11ZM19 130V131H20ZM25 130H27V129H25ZM48 130H49V128H48ZM76 130V129H75ZM96 130H97V128H96ZM181 130V129H180ZM214 130V129H213ZM228 130V129H227ZM57 131V130H56ZM102 131V130H101ZM173 131V130H172ZM216 131V130H215ZM214 131V132H215ZM232 131V130H231ZM1 132V131H0ZM22 132V131H21ZM27 132V131H26ZM41 132V131H40ZM39 132V133H40ZM52 132V131H51ZM59 132V131H58ZM98 132V131H97ZM191 132V131H190ZM214 132H213V135H214ZM229 132H230V130H229ZM30 133V132H29ZM48 133V132H47ZM57 133V132H56ZM156 133V132H155ZM160 133H162V132H160ZM167 133V132H166ZM176 133V132H175ZM228 133V132H227ZM226 133V134H227ZM238 133V132H237ZM241 133H242V131H241ZM10 134V133H9ZM22 134V133H21ZM28 134V133H27ZM50 134V133H49ZM172 134V133H171ZM182 134V133H181ZM217 134V133H216ZM2 135V134H1ZM0 135V136H1ZM4 135V134H3ZM32 135V134H31ZM34 135V134H33ZM42 135V134H41ZM55 135V134H54ZM147 135V134H146ZM196 135V134H195ZM219 135H221V134H219ZM227 135H229V134H227ZM237 135V134H236ZM48 136V135H47ZM52 136V135H51ZM117 136H119V135H117ZM168 136H169V134H168ZM172 136V135H171ZM175 136V135H174ZM173 136V137H174ZM217 136V135H216ZM12 137H14V136H12ZM27 137V136H26ZM29 137V136H28ZM31 137V136H30ZM33 137V136H32ZM56 137V136H55ZM99 137V136H98ZM213 137V136H212ZM223 137V136H222ZM238 137V136H237ZM3 138V137H2ZM15 138V137H14ZM14 138H12V139H14ZM43 138V137H42ZM108 137H106V139H107ZM118 138V137H117ZM220 138V137H219ZM227 138V137H226ZM230 138V137H229ZM240 138V137H239ZM16 139V138H15ZM100 139V138H99ZM118 139H120V137L118 138ZM182 139V138H181ZM180 139V140H181ZM238 139V138H237ZM24 140V139H23ZM54 140V139H53ZM221 140V139H220ZM226 140V139H225ZM236 140V139H235ZM31 141V140H30ZM36 141H37V139H36ZM145 141H146V139H145ZM151 141L153 142V143H155L154 145L156 146V149L157 150H164L165 148V146H167V145H165V146H163L164 144H163V142L161 141V140H159V139H157V137L155 138V137H152V139H151ZM224 141V140H223ZM230 141V140H229ZM234 141V140H233ZM244 141V142H243ZM16 142V141H15ZM37 142H39V141H37ZM42 142V141H41ZM50 142H51V140H50ZM100 142H102V141H100ZM132 142V141H131ZM217 142V141H216ZM235 142V141H234ZM2 143H4V142H2ZM5 143H7V142H5ZM12 143V142H11ZM36 143V142H35ZM53 143H54V141H53ZM107 143V142H106ZM137 143V142H136ZM147 143V142H146ZM175 143V142H174ZM220 143V142H219ZM221 143H223V142H221ZM237 143H238V141H237ZM66 144V143H65ZM81 144V143H80ZM79 144V145H80ZM149 144H151V143H149ZM148 144V145H149ZM168 144V143H167ZM227 144V143H226ZM229 144H231L230 142H229ZM238 144H240V143H238ZM9 145H10V143H9ZM14 145V144H13ZM18 145V144H17ZM23 145V144H22ZM28 145H30V144H28ZM44 145H46L45 143H44ZM52 145V144H51ZM136 145V144H135ZM139 145V144H138ZM218 145V144H217ZM8 146V145H7ZM6 146V147H7ZM20 146V145H19ZM25 146V145H24ZM36 146V145H35ZM54 146V145H53ZM52 146V147H53ZM170 146V145H169ZM189 146V145H188ZM191 146V145H190ZM224 146V145H223ZM229 146V145H228ZM21 147H23V146H21ZM67 147V146H66ZM141 147V146H140ZM153 147V146H152ZM185 147V146H184ZM221 147V146H220ZM239 147V146H238ZM246 147V146H245ZM14 148V147H13ZM30 148V147H29ZM38 148V147H37ZM47 148H48V142H47ZM51 148V147H50ZM49 148V149H50ZM60 148V147H59ZM78 148V147H77ZM101 148V147H100ZM182 148V147H181ZM215 148V147H214ZM237 148V147H236ZM242 148H244V147H242ZM2 149V148H1ZM6 149V148H5ZM46 149V148H45ZM51 149H53V148H51ZM58 149V148H57ZM68 149V148H67ZM109 149V148H108ZM146 149H148L147 147H146ZM153 149V148H152ZM171 149V148H170ZM216 150H217V148H215ZM258 149H260V148H258ZM13 150H16V149H13ZM20 150V149H19ZM24 150H25V148H24ZM30 149H28L27 150V152L29 151ZM32 150H34V149H32ZM47 150V149H46ZM98 150V149H97ZM96 150V151H97ZM142 150V149H141ZM169 150V149H168ZM168 150H167V152H168ZM172 150V149H171ZM225 150V149H224ZM240 150V149H239ZM255 150V149H254ZM3 151V150H2ZM18 151V150H17ZM20 151H22V150H20ZM26 151V150H25ZM41 151V150H40ZM40 151H39V153H40ZM62 151V150H61ZM67 151H69V150H67ZM96 151H95V153H96ZM99 151V150H98ZM152 151V150H151ZM175 151V150H174ZM251 151V150H250ZM252 151H253V149H252ZM261 151V150H260ZM264 151V150H263ZM262 151V152H263ZM50 152V151H49ZM48 152V153H49ZM66 152V151H65ZM100 152V151H99ZM101 152H102V150H101ZM154 152V151H153ZM165 152H166V150H165ZM218 152V151H217ZM226 152V151H225ZM19 153V152H18ZM26 153V152H25ZM32 153H34V152H32ZM37 153V152H36ZM43 153H44V151H43ZM47 153V152H46ZM126 153V152H125ZM129 153V152H128ZM157 153H159V152H157ZM227 153V152H226ZM243 153V152H242ZM2 154H4V153H2ZM24 154V153H23ZM67 154V153H66ZM77 153H75V155H76ZM148 153H146V155H147ZM152 154V153H151ZM169 154V153H168ZM183 154V153H182ZM20 155H21V153H20ZM30 155H32V154H30ZM40 155V154H39ZM65 155V154H64ZM94 155V154H93ZM126 155V154H125ZM138 155V154H137ZM143 155H144V153H143ZM153 155V154H152ZM156 155V154H155ZM161 155V154H160ZM218 155H219V153H218ZM231 155V154H230ZM229 155V156H230ZM253 155V154H252ZM252 155H251V157H252ZM6 156H8V155H6ZM12 156V155H11ZM14 156V155H13ZM26 156H28V155H26ZM46 156V155H45ZM126 156H128V155H126ZM185 156H187V155H185ZM264 156V155H263ZM15 157V156H14ZM22 157V156H21ZM20 157V158H21ZM31 157V156H30ZM29 157V158H30ZM39 157V156H38ZM95 157H96V155H95ZM121 157V156H120ZM152 157V156H151ZM177 157V156H176ZM249 157V156H248ZM2 158V157H1ZM18 158V157H17ZM19 158V159H20ZM24 158V157H23ZM28 157H27V159H29ZM45 158V157H44ZM46 158H48V157H46ZM91 158V157H90ZM97 158H98V156H97ZM122 158V157H121ZM137 158V157H136ZM154 158V157H153ZM178 158V157H177ZM223 158V157H222ZM231 158V157H230ZM263 157H261V159H262ZM147 159V158H146ZM149 159V158H148ZM156 159V158H155ZM179 159V158H178ZM192 159V158H191ZM228 159V158H227ZM251 159H253V158H251ZM25 160V159H24ZM30 160V159H29ZM35 160H36V158H35ZM34 160V161H35ZM83 160V159H82ZM125 160V159H124ZM172 160V159H171ZM181 160H183V159H181ZM225 160V159H224ZM80 161V160H79ZM126 161V160H125ZM153 161H155V160H153ZM229 161V160H228ZM231 161V160H230ZM13 162V161H12ZM11 162V163H12ZM17 162H19V161H17ZM93 162H95V160L93 161ZM98 162H99V160H97V164H98ZM130 162V161H129ZM134 162V161H133ZM137 162V161H136ZM146 162V161H145ZM147 162H148V160H147ZM172 162V161H171ZM178 162V161H177ZM193 162V161H192ZM225 162V161H224ZM27 163V162H26ZM69 163V162H68ZM72 163V162H71ZM75 163V162H74ZM77 163V162H76ZM104 163V162H103ZM158 163V162H157ZM161 163V162H160ZM159 163V164H160ZM13 164V163H12ZM22 164V163H21ZM28 164H29V162H28ZM73 164V163H72ZM156 164V163H155ZM193 164H194V162H193ZM210 164V163H209ZM226 164V163H225ZM231 164V163H230ZM233 164V163H232ZM245 164V163H244ZM16 165V164H15ZM26 165V164H25ZM31 165V164H30ZM57 165V164H56ZM90 165V164H89ZM102 165V164H101ZM1 166V165H0ZM5 166H6V164H5ZM12 166V165H11ZM38 166V165H37ZM43 166V165H42ZM86 166V165H85ZM96 166H98V165H96ZM147 166H148V164H147ZM159 166V165H158ZM252 167H250V168H246L245 170H242V171H240L239 170V168H238V164H235L234 166H230L229 168H228V170H229V176L233 179V181L236 183V178H237V176H242V175H244V176H246L247 178L249 177V179H254V177H255V174L254 173H256L257 171H259L262 167L259 165V164H252L251 165ZM62 167V166H61ZM65 167H66V164H65ZM127 167V166H126ZM153 167V166H152ZM156 167V166H155ZM10 168V167H9ZM8 168V169H9ZM98 168H99V166H98ZM171 168V167H170ZM15 169V168H14ZM44 169V168H43ZM58 169V168H57ZM56 169V170H57ZM65 169H67V168H65ZM83 169V168H82ZM97 169V168H96ZM115 169H116V167H115ZM146 169V168H145ZM162 169H164V168H162ZM222 169V168H221ZM73 170H75V169H73ZM156 170V169H155ZM2 171V170H1ZM4 171H6V170H4ZM9 171V170H8ZM52 171V170H51ZM64 171V170H63ZM97 171V170H96ZM139 171V169H138V167L137 166H134V165H131L130 167H128V168H126V169H124V170H121V171H118L117 173H115V177L113 178V182H114V185L116 186V188L118 189V191H119V194H120V197L121 198H126V199H131V202L132 201H136L137 199V190L139 189V180H138V178H140L139 176H138V172ZM173 171L176 173V179H175V181H176V183H181V182H183V180H185L186 178H187V175H186V172H185V170L181 167V166H179V165H177V166H175L174 168H173ZM3 172V171H2ZM7 172V171H6ZM13 172V171H12ZM38 172V171H37ZM81 172V171H80ZM87 172V171H86ZM101 172H102V168H101ZM141 172V171H140ZM149 172V171H148ZM147 172V173H148ZM264 172V171H263ZM9 173V172H8ZM16 173V172H15ZM23 173H25V172H23ZM28 173V172H27ZM65 173V172H64ZM98 173V172H97ZM100 173V172H99ZM156 173V172H155ZM12 174V173H11ZM30 174V173H29ZM47 174V173H46ZM70 174V173H69ZM94 174H96V173H94ZM108 174V173H107ZM140 174V173H139ZM145 174V173H144ZM150 174V173H149ZM15 175V174H14ZM28 175V174H27ZM27 175H26V177H27ZM31 175V174H30ZM29 175V176H30ZM77 175V174H76ZM103 175V174H102ZM5 176V175H4ZM24 176V174L22 175V178H25V179H28V178H30V177H28V178H26V177H23ZM32 176V175H31ZM65 176V175H64ZM85 176V175H84ZM104 176V175H103ZM196 176V175H195ZM221 176V175H220ZM3 177V176H2ZM18 177H20V176H18ZM90 177V176H89ZM142 177V176H141ZM165 177V176H164ZM36 178V177H35ZM38 178V177H37ZM72 178V177H71ZM79 178H81V177H79ZM97 178H98V176H97ZM100 178V177H99ZM216 178V177H215ZM25 179H22V180H25ZM87 179H88V177H87ZM101 179V178H100ZM148 179V178H147ZM204 179V178H203ZM16 180V179H15ZM17 180H18V178H17ZM66 180V179H65ZM68 180V179H67ZM71 180H73V179H71ZM82 180V179H81ZM90 180V179H89ZM107 180V179H106ZM143 180V179H142ZM187 180V179H186ZM216 180V179H215ZM218 180V179H217ZM216 180V181H217ZM27 181V180H26ZM34 181V180H33ZM77 181V180H76ZM86 181H88V180H86ZM100 181V180H99ZM98 181V182H99ZM109 181H112V180H109ZM243 181V180H242ZM27 182H29V180L27 181ZM58 182V181H57ZM61 181H59V183H60ZM230 182V181H229ZM238 182V181H237ZM19 183V182H18ZM83 183V182H82ZM106 183V182H105ZM213 183V182H212ZM219 183H220V181H219ZM223 183H225L224 181H223ZM231 183V182H230ZM233 183V182H232ZM231 183V184H232ZM235 183H233V185L235 184ZM4 184H6V183H4ZM25 184V183H24ZM41 184V183H40ZM61 184V183H60ZM64 184H65V182H64ZM63 184V185H64ZM142 184V183H141ZM201 184V183H200ZM7 185H9V183H7ZM26 185V184H25ZM32 185V184H31ZM82 185V184H81ZM146 185L148 186V187H153V183H151V182H148V183H146ZM245 185V184H244ZM12 186V185H11ZM13 186H15V184H13ZM27 186V185H26ZM33 186V185H32ZM58 186V185H57ZM73 186H74V184H73ZM115 186H114V188H115ZM159 186V185H158ZM203 186V185H202ZM221 187H222V184L220 185ZM236 186V185H235ZM256 186V185H255ZM0 187H2L1 185H0ZM37 187V186H36ZM77 187H81V186H77ZM160 187V186H159ZM195 187V186H194ZM216 187V186H215ZM231 187H232V185H231ZM53 188H54V186H53ZM60 188H61V186H60ZM69 187H67V189H68ZM75 188V187H74ZM73 187H72V189H74ZM104 188V187H103ZM154 188V187H153ZM206 187H204L203 189H205ZM214 188V187H213ZM217 188V187H216ZM223 189H224V187H222ZM14 189V188H13ZM17 189H19V188H17ZM71 189V188H70ZM69 189V190H70ZM76 189H78V188H76ZM82 189V188H81ZM97 189H99V188H97ZM107 189V188H106ZM143 189V188H142ZM211 189V188H210ZM50 190V189H49ZM48 190V191H49ZM52 190V189H51ZM115 190V189H114ZM160 190V189H159ZM230 190V189H229ZM9 191V190H8ZM68 191V190H67ZM76 191V190H75ZM88 191V190H87ZM109 191V190H108ZM112 191V190H111ZM118 191H116V192H118ZM255 191V190H254ZM41 192V191H40ZM61 192V191H60ZM64 192V191H63ZM65 192H66V190H65ZM78 193H79V191H77ZM97 191H95V193H96ZM102 192V191H101ZM107 192V191H106ZM116 192H115V194H116ZM145 192H146V190H145ZM169 192V191H168ZM197 192H198V190H197ZM208 192V191H207ZM225 192V191H224ZM17 193V192H16ZM24 193V192H23ZM51 193V192H50ZM55 193V192H54ZM73 193V192H72ZM74 193H76V192H74ZM100 193V192H99ZM139 193H141V192H139ZM173 193V192H172ZM175 193H176V191H175ZM222 193V192H221ZM233 193V192H232ZM46 194V193H45ZM69 194V193H68ZM91 194V193H90ZM118 194V193H117ZM142 194V193H141ZM169 194V193H168ZM213 194V193H212ZM243 194V193H242ZM247 194H249V192L247 191ZM46 195H48V193L46 194ZM45 195V196H46ZM53 195V194H52ZM56 195V194H55ZM64 195V194H63ZM73 195V194H72ZM96 195V194H95ZM110 196H111V194H109ZM167 195V194H166ZM171 195V194H170ZM176 195V194H175ZM178 195V194H177ZM187 195V194H186ZM189 195V194H188ZM187 195V196H188ZM208 195V194H207ZM224 195V194H223ZM226 195V194H225ZM4 196V195H3ZM26 196V195H25ZM57 196V195H56ZM97 196H99V195H97ZM96 196V197H97ZM143 196V195H142ZM141 196V197H142ZM172 196V195H171ZM190 196V195H189ZM200 196V195H199ZM210 196H211V194H210ZM220 196V195H219ZM237 196H238V194H237ZM32 197V196H31ZM74 197V196H73ZM106 197H108V196H106ZM138 197H140V195L138 196ZM145 197V196H144ZM151 197V196H150ZM167 197V196H166ZM177 197V196H176ZM216 197V196H215ZM236 197V196H235ZM60 198V197H59ZM109 198V197H108ZM113 198V197H112ZM143 198V197H142ZM148 198V197H147ZM160 198V197H159ZM168 198V197H167ZM170 198V197H169ZM171 198H173V197H171ZM179 198H180V196H179ZM188 198V197H187ZM203 198V197H202ZM201 198V199H202ZM218 197H216V199H217ZM223 198H225V197H223ZM16 199V198H15ZM43 199H45V198H43ZM54 199V198H53ZM76 199H78L79 200V198H76ZM101 199V198H100ZM106 199V198H105ZM110 199V198H109ZM211 199V198H210ZM214 199V198H213ZM235 199V198H234ZM0 200H1V198H0ZM46 200V199H45ZM52 200V199H51ZM60 200V199H59ZM112 200V199H111ZM125 200V199H124ZM145 200V199H144ZM163 200V199H162ZM166 200V199H165ZM169 200V199H168ZM204 200V199H203ZM221 200V199H220ZM21 201V200H20ZM23 201V200H22ZM41 201V200H40ZM47 201V200H46ZM62 201V200H61ZM122 201V200H121ZM130 201V200H129ZM142 201V200H141ZM154 201H156V200H154ZM159 201H160V199H159ZM164 201V200H163ZM205 201V200H204ZM208 201H210L209 199H208ZM225 201V200H224ZM230 201V200H229ZM237 201V200H236ZM7 202V201H6ZM16 202V201H15ZM30 202V201H29ZM32 202V201H31ZM35 202V201H34ZM45 202V201H44ZM49 202V201H48ZM51 202V201H50ZM56 202V201H55ZM67 202H68V200H67ZM157 202V201H156ZM170 202V201H169ZM215 202V201H214ZM213 202V203H214ZM33 203V202H32ZM38 203H39V201H38ZM54 203V202H53ZM57 203V202H56ZM65 203V202H64ZM146 203V202H145ZM187 203V202H186ZM221 203H222V201H221ZM14 204V203H13ZM12 204V205H13ZM72 204V203H71ZM74 204V203H73ZM78 204V203H77ZM110 204V203H109ZM134 204V203H133ZM204 204H206V203H204ZM208 204V203H207ZM251 204H253L252 203V201H251V198L247 195L246 197H244L243 199H241V200H239V202H238V204L236 205V208L234 209V213H233V215H232V218L234 219L233 221L234 222H236V221H238V219H243V218H245V219H248V220H246V221H248V222H252V223H258V224H260V223H264V220H259V218L258 217H256L255 215H254V210H253V207H252V205ZM11 205V204H10ZM23 205V204H22ZM51 205V204H50ZM54 205V204H53ZM64 204H62V206H63ZM136 205V204H135ZM154 205V204H153ZM160 205V204H159ZM175 206H174V211H172L173 213V216L172 217H174V218H177L176 220H173L175 223L174 224H176L175 225V229H174V232L173 233H169V234H172V237L170 238V240L168 241V243L166 244V245H162V246H158V247H153V248H151V249H149V248H147V247H142L141 246V248L137 251V252H139V254H141V260H142V262H143V264H159L160 262H161V259L163 258V256L165 255V250H171L172 252L174 251V253H176V254H178V253H181V252H186V247H185V244H186V242H193V247L192 248H190V258H191V260L195 263V264H233V259H232V252H234L233 251V248L232 247H229L230 246V244L231 243H233L232 241H230L231 243L229 244V240L227 241L228 243H225V244H220V243H217L216 241H213V240H210V241H208V239H205V237H206V235H207V233L204 231V230H206L205 229V227H204V223L206 222V217H207V212L204 210V209H206V206H205V208L203 209V208H199L198 209V213H199V216H197V217H195V216H190V215H185V214H183L182 212H181V210H179L178 209V207H177V201H176V199H175V204H174ZM221 205V204H220ZM220 205H219V207H220ZM223 205V204H222ZM229 205V204H228ZM4 206V205H3ZM19 206V205H18ZM58 206H59V204H58ZM61 206V207H62ZM66 205H64L63 207H65ZM75 206V205H74ZM104 206V205H103ZM109 206H111V204L109 205ZM123 206V205H122ZM168 206H170V204L168 203ZM260 206V205H259ZM35 207V206H34ZM41 207V206H40ZM53 207V206H52ZM56 207H57V205H56ZM55 207V208H56ZM71 207H73V206H71ZM180 207V206H179ZM184 207H186V206H184ZM198 207V206H197ZM203 207V206H202ZM9 208V207H8ZM7 208V209H8ZM12 208L13 207H11V210H12ZM15 208V207H14ZM19 208V207H18ZM51 208V207H50ZM58 208V207H57ZM108 208V207H107ZM106 208V209H107ZM123 208H124V206H123ZM126 208V207H125ZM130 208V207H129ZM188 208V207H187ZM10 209V208H9ZM17 209V208H16ZM16 209H15V211H16ZM34 209V208H33ZM43 209V208H42ZM53 209V208H52ZM66 209V208H65ZM64 209V210H65ZM134 211H143L144 210V208L143 207H141V206H139V205H137V206H134ZM185 209V208H184ZM189 209V208H188ZM1 210V209H0ZM21 210V209H20ZM60 210H62V209H60ZM72 210V209H71ZM115 210V209H114ZM119 210V209H118ZM124 210V209H123ZM126 210V209H125ZM124 210V211H125ZM157 210V209H156ZM166 210V209H165ZM172 210V209H171ZM15 211H13V212H15ZM19 211V210H18ZM22 211V210H21ZM27 211H29V210H27ZM120 211H122V210H120ZM119 211V212H120ZM129 211V210H128ZM130 211H133V210H131L130 209ZM162 211H164L163 210V208H162ZM220 211V210H219ZM11 212V211H10ZM48 212V211H47ZM53 212H56V209H55V211H53ZM103 212V211H102ZM116 212H117V210H116ZM126 212V211H125ZM124 212V213H125ZM222 212V211H221ZM220 212V213H221ZM21 213V212H20ZM23 213V212H22ZM21 213V214H22ZM44 213V212H43ZM62 213V212H61ZM106 213V212H105ZM128 213V212H127ZM158 213V212H157ZM168 213V212H167ZM4 214V213H3ZM8 214H10V213H8ZM24 214V213H23ZM39 214V213H38ZM37 214V215H38ZM54 215H55V213H53ZM52 214V215H53ZM120 214V213H119ZM126 214V213H125ZM125 214H124V216H125ZM141 214V213H140ZM162 214V213H161ZM165 214V213H164ZM215 214V213H214ZM213 214V215H214ZM14 215V214H13ZM49 215V214H48ZM51 215V216H52ZM63 215V214H62ZM121 215V214H120ZM212 215V214H211ZM219 215V214H218ZM9 216V215H8ZM12 216V215H11ZM16 216L18 217V215L16 214ZM22 216V215H21ZM26 216V215H25ZM50 216V217H51ZM100 216H102L101 214H100ZM124 216H122V217H124ZM158 216V215H157ZM168 216V215H167ZM264 216V215H263ZM3 217V216H2ZM4 217L5 218H7V216H6V213H5V215H4ZM13 217V216H12ZM131 217H132V215H131ZM136 217V216H135ZM5 218H3V219H5ZM10 218V217H9ZM8 218V219H9ZM14 218H15V216H14ZM21 218V217H20ZM38 218H39V216H38ZM62 218V217H61ZM108 218V217H107ZM125 218V217H124ZM167 218V217H166ZM16 219V218H15ZM47 219V218H46ZM52 219V218H51ZM67 219V218H66ZM68 219H70V218H68ZM99 219V218H98ZM127 219V218H126ZM137 219V218H136ZM156 219V218H155ZM212 219H214V218H212ZM14 220V219H13ZM20 220V219H19ZM53 220V219H52ZM57 220V219H56ZM62 220V219H61ZM149 220V219H148ZM147 220V221H148ZM219 220V219H218ZM11 221V220H10ZM9 221V222H10ZM15 221V220H14ZM58 221V220H57ZM99 221V220H98ZM97 221V222H98ZM115 221V220H114ZM209 221V220H208ZM215 221H217V220H215ZM232 221V222H233ZM1 222H3V221H1ZM18 222V221H17ZM21 222V221H20ZM19 222V223H20ZM23 222V221H22ZM95 222V221H94ZM113 222V221H112ZM128 222V221H127ZM195 222H197V223H195ZM214 222V221H213ZM19 223H17L18 225H19ZM23 223H25V222H23ZM68 223V222H67ZM66 223V224H67ZM85 223V222H84ZM96 223V222H95ZM102 223V222H101ZM130 223H131V221H130ZM139 223V222H138ZM15 224V223H14ZM16 224V225H17ZM20 224H22V223H20ZM50 224V223H49ZM53 224V223H52ZM97 224H99V223H97ZM134 224V223H133ZM154 224V223H153ZM206 224V223H205ZM224 224V223H223ZM13 225V224H12ZM105 225V224H104ZM113 224H111L110 226H112ZM127 225V224H126ZM131 225V224H130ZM141 225V224H140ZM235 225V224H234ZM9 226V225H8ZM20 226V225H19ZM43 226V225H42ZM41 226V227H42ZM59 226V225H58ZM101 226V225H100ZM117 226V225H116ZM173 226V225H172ZM210 226H211V224H210ZM3 227V226H2ZM13 227H14V225H13ZM104 227V226H103ZM118 227V226H117ZM116 227V228H117ZM125 227V226H124ZM139 227V226H138ZM154 227V226H153ZM208 227V226H207ZM223 227V226H222ZM261 227H262V229H260L259 231L260 232H258V238H262L263 236H264V225H261ZM5 228V227H4ZM16 228V227H15ZM18 228V227H17ZM21 228V227H20ZM114 228V227H113ZM127 228V227H126ZM125 228V229H126ZM135 228V227H134ZM145 228V227H144ZM209 228V227H208ZM214 228V227H213ZM226 228V227H225ZM9 229V228H8ZM7 229V230H8ZM81 229V228H80ZM109 229V228H108ZM107 229V230H108ZM121 229V228H120ZM128 229V228H127ZM150 229V228H149ZM154 229V228H153ZM156 229V231H157V228H155ZM11 230V229H10ZM34 230V229H33ZM58 230V229H57ZM111 230V229H110ZM123 230V229H122ZM128 230H130V229H128ZM214 230V229H213ZM222 230V229H221ZM230 230V229H229ZM14 232H15V229L13 230ZM12 231V232H13ZM39 231V230H38ZM40 231H41V229H40ZM105 231V230H104ZM109 231V230H108ZM107 231V232H108ZM120 231V230H119ZM133 231V230H132ZM131 231V232H132ZM158 231H159V229H158ZM161 231V230H160ZM218 231H219V229H218ZM228 231V230H227ZM7 232V231H6ZM5 232V233H6ZM114 232V231H113ZM121 232V231H120ZM120 232H119V234H120ZM124 232V231H123ZM237 232V231H236ZM29 233V232H28ZM80 233V232H79ZM125 233V232H124ZM130 233V232H129ZM136 232L134 231V233L133 234H135ZM154 233V232H153ZM229 233V232H228ZM243 233V232H242ZM248 233V232H247ZM12 235H13V233H11ZM54 234H55V232H54ZM58 234V233H57ZM123 234V233H122ZM138 234V233H137ZM166 234V233H165ZM206 234V235H205ZM223 234V233H222ZM235 234V233H234ZM8 235V234H7ZM19 235V234H18ZM51 235V234H50ZM110 235V234H109ZM113 235V234H112ZM124 235V234H123ZM127 235H130V234H127ZM132 235V234H131ZM136 235V234H135ZM160 236H161V234H159ZM212 235V234H211ZM217 235H218V233H217ZM219 235H220V231H219ZM60 236V235H59ZM107 237H109L108 235H106ZM122 236V235H121ZM125 236V235H124ZM167 236V235H166ZM215 236V235H214ZM54 237H56L55 239H57L56 241H58V236L56 235V236H54ZM114 237V236H113ZM117 237V236H116ZM127 237V236H126ZM131 237V236H130ZM138 237V236H137ZM140 237V236H139ZM2 238V237H1ZM46 238H48V237H46ZM110 238V237H109ZM134 239H135V236L133 237ZM151 238V237H150ZM169 238V237H168ZM217 238V237H216ZM230 238H231V236H230ZM32 239V238H31ZM100 239V238H99ZM111 239V238H110ZM115 239V238H114ZM118 239V238H117ZM119 239H120V235H119ZM127 239H129V238H127ZM131 239V238H130ZM137 239V238H136ZM135 239V240H136ZM101 240V239H100ZM107 240H108V238H107ZM138 240H139V238H138ZM138 240H136V241H138ZM226 240V239H225ZM254 240V239H253ZM102 241V240H101ZM105 241V240H104ZM109 241V240H108ZM112 241V240H111ZM142 241V240H141ZM223 241V240H222ZM66 242H68V241H66ZM131 242V241H130ZM143 242V241H142ZM146 242V241H145ZM162 242V241H161ZM39 243V242H38ZM37 243V244H38ZM108 243V242H107ZM107 243H106V245H107ZM133 243V242H132ZM110 244V243H109ZM119 244V243H118ZM157 244V243H156ZM161 244V243H160ZM58 245V244H57ZM64 243H63V248H64ZM102 245H103V243H102ZM111 245H114V244H111ZM135 245V244H134ZM234 245V244H233ZM17 246V245H16ZM110 246V245H109ZM115 246V245H114ZM119 246V245H118ZM122 246V245H121ZM125 246V245H124ZM140 246V245H139ZM236 246V245H235ZM9 247V246H8ZM66 247V246H65ZM69 247V246H68ZM104 247H106V246H104ZM247 247V246H246ZM245 247V248H246ZM46 248V247H45ZM111 248V247H110ZM114 248H116V247H114ZM118 248H120V247H118ZM122 248V247H121ZM2 249H3V247H2ZM5 249V248H4ZM48 249H50V247L48 248ZM104 249H107V248H104ZM244 249V248H243ZM70 249H68V251H69ZM100 250V249H99ZM112 250V249H111ZM113 250H115V249H113ZM112 250V251H113ZM117 250H119V249H117ZM188 250V249H187ZM19 251V250H18ZM46 251V250H45ZM48 251V250H47ZM62 251V250H61ZM65 251H66V249H65ZM108 251H110V250H108ZM124 251V250H123ZM12 252V251H11ZM67 252V251H66ZM100 252H102V250H100ZM8 253V252H7ZM65 253V252H64ZM82 253V252H81ZM103 253H104V251H103ZM109 253H111V251L109 252ZM113 253V252H112ZM236 253V252H235ZM239 253V252H238ZM251 253V252H250ZM4 254V253H3ZM2 254V255H3ZM9 254V253H8ZM67 254V253H66ZM83 254V253H82ZM102 254V253H101ZM40 255V254H39ZM99 255V254H98ZM107 255V254H106ZM112 255V254H111ZM179 255V254H178ZM236 255V254H235ZM13 256V255H12ZM85 256V255H84ZM100 256V255H99ZM102 256H103V254H102ZM110 256V255H109ZM121 256V255H120ZM119 256V257H120ZM135 256V255H134ZM229 256V257H228ZM234 256V255H233ZM244 256V255H243ZM16 257V256H15ZM68 257V256H67ZM104 257H105V255H104ZM103 257V258H104ZM110 257H112V259L111 260H113V256H110ZM123 257V256H122ZM128 257V256H127ZM179 257V256H178ZM252 257V256H251ZM8 258V257H7ZM12 258V257H11ZM10 258V259H11ZM95 258V257H94ZM102 258V257H101ZM103 258H102V260H103ZM118 258V257H117ZM245 258H246V256H245ZM13 259V258H12ZM80 259H81V256H80ZM125 259V258H124ZM132 259V258H131ZM188 259V258H187ZM239 259V258H238ZM249 259V258H248ZM1 260V259H0ZM47 260H49V259H47ZM109 260V259H108ZM107 260V261H108ZM128 260V259H127ZM7 261V260H6ZM93 261V260H92ZM98 261V260H97ZM101 261V260H100ZM104 261H105V259H104ZM114 261V260H113ZM238 261V260H237ZM12 262H14V261H12ZM78 262V261H77ZM111 262V261H110ZM1 263V262H0ZM2 264V263H1ZM70 264V263H69ZM107 264V263H106ZM120 264V263H119ZM255 264V263H254ZM257 264H264V249H263V256L261 257V259L259 260V261H257Z\"/></svg>", "mask_w": 264, "mask_h": 264}]
</instances>
